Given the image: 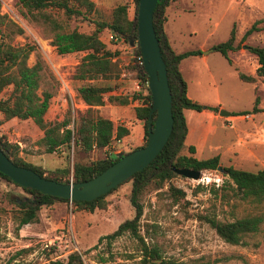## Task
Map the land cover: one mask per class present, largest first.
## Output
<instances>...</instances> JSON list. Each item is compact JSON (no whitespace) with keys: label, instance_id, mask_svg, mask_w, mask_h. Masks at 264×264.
<instances>
[{"label":"rangeland","instance_id":"1","mask_svg":"<svg viewBox=\"0 0 264 264\" xmlns=\"http://www.w3.org/2000/svg\"><path fill=\"white\" fill-rule=\"evenodd\" d=\"M110 1L116 2L97 0L99 5L89 20L71 19L68 21L70 28L76 27L88 33L94 28L92 20L109 21ZM121 1L132 4V17L133 0ZM1 12L8 14L25 30L24 35L17 36L14 42L36 44L58 80L44 119L54 123L68 118L69 127L75 128L79 117L87 109L77 95V88L89 81L74 78L76 65L84 53L57 54L49 40L19 18L15 0L1 1ZM165 14L164 28L173 50L177 53L191 49L202 51L199 56L187 57L179 63L187 84V95L203 106L217 108L216 111L211 108L184 110L191 130L185 138L182 153L188 155V145H194L195 157L204 159L218 155L221 167L231 165L249 171L263 169L264 79L256 83L245 82L238 77L234 67L247 75H254L257 57L247 47L264 46V0H175L166 7ZM57 16L65 18L61 12ZM255 21L258 30L241 40ZM233 27L234 43H239V48L228 52L233 62L231 66L212 46L228 39ZM107 33L103 30L100 38L117 53L114 58L118 73L108 80L90 82L111 86V94L129 96L134 92L133 79L136 77L132 69V51L122 41H108ZM34 62L35 56L31 54L28 64ZM7 92V89L3 91L0 98ZM256 97L259 111L253 110ZM97 109L101 114L102 109ZM220 110L230 115H220ZM101 115L112 118L114 125L127 123L134 115V107L130 104H110ZM0 135L17 143L19 156L26 163L41 166L45 174L64 167H69L71 171L74 162L89 163L110 153H126L133 148L130 138L113 140L108 147L93 148L87 152L73 144L70 148L61 146L58 151L48 153L40 143L43 131L31 119L3 120ZM170 185L182 189L184 196L174 199L168 191ZM232 186L223 171L216 169L202 170L196 180L176 175L165 182L161 190H147L141 199L142 215L138 221L143 242L148 247L157 248L163 257L177 260L202 259L210 264H264V224L259 234L248 238L247 244H231L201 218L214 216L221 221H232L252 211L250 203L233 197ZM131 188V180L121 183L105 196L106 208H97L93 212L78 210L69 201L42 205L37 221L18 229L16 214L19 204L30 195L20 186L0 177V264H43L49 259L65 260L73 251L82 254L84 264H155L148 256L145 258L142 242L129 232L117 237L110 245L106 239L98 243L101 236L112 233L121 222L135 216V208L130 201ZM256 241L259 245L254 247Z\"/></svg>","mask_w":264,"mask_h":264},{"label":"trees","instance_id":"2","mask_svg":"<svg viewBox=\"0 0 264 264\" xmlns=\"http://www.w3.org/2000/svg\"><path fill=\"white\" fill-rule=\"evenodd\" d=\"M173 1L175 0H158L153 13V26L165 62L172 95V131L160 153L145 168L135 172L126 180L132 181L130 201L135 208V216L121 222L112 233L101 236L98 243L106 239V243L110 245L117 237L129 232L142 242V252L145 258L148 256L155 264H210L209 261L202 259L183 261L163 257L157 248L145 245L138 230V221L142 215L143 207L141 203L142 196L147 190H161L165 182L177 175L173 168L183 167L202 171L216 170L220 166L218 155L204 159L195 157L193 155L195 153L194 145H188V155L182 153L187 135L184 110L201 111L211 107L203 106L187 95V84L179 69V63L187 57L200 55L202 51L191 49L177 53L171 47L164 23L167 20L165 9ZM133 3L134 15L132 17L128 15L129 5L127 2L117 4L111 10L109 21L92 20L94 28L87 33L78 30L76 27L70 28L68 21L71 19L89 20L90 15L96 11V4L93 0H15L19 18L35 27L41 37L49 40L57 54L84 53L76 65L74 78L83 82L89 81L77 88V95L87 105V109L79 117L77 126L72 129L69 127L70 119L68 118L54 123H49L44 119L50 99L57 88L58 80L45 62L36 44L28 41L22 44L14 42L17 36L24 35L25 30L8 14L1 12L0 1V94L6 89L8 90L6 96L0 98V114L2 115L0 124L3 120L11 118L31 119L43 131L40 143L44 146L46 152H56L61 146L70 148L73 144L82 151L87 152L93 148L108 147L113 140H120L129 133V129L122 123L115 126L111 119L99 114L97 107L106 103L126 105L135 99H140L142 103L135 106L134 111L136 118L143 121L144 143L129 151L144 146L147 142L151 94L145 84L148 77L143 71L142 65L134 62L141 56L139 47L130 44L132 40L137 41L136 15L138 0H133ZM59 12L64 15V19L57 16ZM256 22L245 31L241 40H245L253 31L258 30ZM103 30L116 33L120 40L130 47L132 55H134L132 69L136 71V77L142 84L141 91L132 92L129 96L122 95V93L111 94L110 92L113 91L111 86L90 82L99 79L108 80L118 73L114 58L117 53L108 48L101 40L100 33ZM234 42L235 27L231 29L228 39L212 46L213 50L219 51L231 66L233 62L228 57V52L239 48V43L235 44ZM247 48L257 57L258 65L255 69V75H247L237 67H234V69L241 80L256 83L257 77L264 76V46H248ZM31 54L35 56V62L29 65L28 59ZM107 93L109 94L106 95ZM211 109L217 110L216 107ZM253 110H260L258 108V97L255 98ZM0 149L16 165L30 168L40 176L64 183L88 180L118 159L116 153H110L105 158L89 163L74 162L71 171L69 167H64L56 168L45 174V170L41 166L26 163L19 156V145L8 141L2 135H0ZM221 168L224 175L233 183V197L238 201L250 203L253 209L251 212L232 221H221L214 216H203L201 218L224 241L231 244L245 245L249 242V237L260 233L264 224V168L256 171L235 168L231 165ZM70 174L71 179L69 178ZM0 177L14 183L2 172H0ZM21 188L30 196L23 199L19 204L16 214L18 229L22 225L37 221L38 211L42 205H49L54 201H69L78 210L93 212L97 208H106L105 196L109 193L90 201H82L46 195L29 187ZM168 191L174 199L176 196H184L185 194L182 189L172 185L169 186ZM97 244L92 248H95ZM258 245V241L254 242V247ZM43 264H84V261L80 252L73 251L68 254L65 260L49 259Z\"/></svg>","mask_w":264,"mask_h":264},{"label":"water","instance_id":"3","mask_svg":"<svg viewBox=\"0 0 264 264\" xmlns=\"http://www.w3.org/2000/svg\"><path fill=\"white\" fill-rule=\"evenodd\" d=\"M157 1L138 0L137 41L130 42L132 46L139 47L143 71L148 77L147 87L151 94L146 144L127 153L119 152L116 161L96 176L82 182L64 183L40 176L30 168L13 163L1 149L0 172L21 187H29L46 195L69 200L90 201L129 179L160 153L171 134L173 115L167 70L153 26V13ZM219 114L230 115L224 110H220ZM218 170L223 171L221 166H218ZM173 171L177 175L195 180L201 174V171L183 167L173 168Z\"/></svg>","mask_w":264,"mask_h":264},{"label":"crops","instance_id":"4","mask_svg":"<svg viewBox=\"0 0 264 264\" xmlns=\"http://www.w3.org/2000/svg\"><path fill=\"white\" fill-rule=\"evenodd\" d=\"M1 1H12V0H1ZM95 3H96V6H98L99 4H97V0H93ZM111 2V1H110ZM127 2V1H126ZM112 3V8L115 6V5H117V4H120V3H124L123 1H121V0H116V2L114 1V2H111ZM128 3V5H129V7H128V15H129V17H130V9H131V6L130 5H132L130 2H127ZM166 27V26H165ZM166 32H167V30H165ZM168 34V33H167ZM169 41H170V39H169ZM197 56H199V55H197ZM256 69V68H255ZM251 75H253V73L251 74ZM254 75H255V72H254ZM262 78L264 79V76H261V77H257V80L259 81V80H262ZM134 92H135V90H134ZM138 92V91H137ZM141 100L140 99H135V100H133L132 102H130L129 104L131 105V106H133V107H135V106H139V105H141ZM108 105H110V104H104V105H101V106H98L100 109H104L105 110V108H107V106ZM128 105V104H127ZM102 110L100 111L101 112V114H102ZM104 117H107V118H109V119H111L112 121H114L112 118H110L109 116H107V115H105ZM186 122H187V120H186ZM122 124L123 125H125L128 129H129V133L127 134V135H125L124 137H122L121 139L122 140H128V139H130L131 138V140L133 141V143H132V146H133V148H135V147H138V146H140L141 145V143H142V136H144V127H143V121H141V120H139V119H137L136 118V116H135V111H134V115L133 116H130V118H129V120H128V122L127 123H123L122 122ZM117 125V124H116ZM115 125V126H116ZM190 130H191V125L187 122V135H186V137L188 136V134L190 133ZM141 136V137H140ZM121 140V141H122ZM131 141V142H132ZM132 149V148H131ZM130 150V149H129ZM124 153V152H123ZM118 154V153H117Z\"/></svg>","mask_w":264,"mask_h":264},{"label":"built area","instance_id":"5","mask_svg":"<svg viewBox=\"0 0 264 264\" xmlns=\"http://www.w3.org/2000/svg\"><path fill=\"white\" fill-rule=\"evenodd\" d=\"M106 38H107L108 41H113V42H120L121 41L120 38H119V36L116 33H114V32H108ZM128 48L130 49V47H128ZM133 57H134V55H132V58ZM134 62L136 64L142 65V57L140 56L137 59V61H134ZM145 84L147 85V81H146ZM141 89H142V84L139 81V79L137 77H135L133 79V90H135V91H141Z\"/></svg>","mask_w":264,"mask_h":264}]
</instances>
